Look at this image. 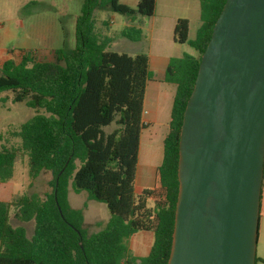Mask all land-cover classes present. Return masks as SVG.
I'll return each instance as SVG.
<instances>
[{
  "label": "trees",
  "instance_id": "16d2710c",
  "mask_svg": "<svg viewBox=\"0 0 264 264\" xmlns=\"http://www.w3.org/2000/svg\"><path fill=\"white\" fill-rule=\"evenodd\" d=\"M199 27L188 40L189 22L179 18L173 41L187 43L195 55L171 58L163 81L175 86L163 157L153 185L135 195L143 100L151 75L145 54L129 56L108 50L110 37L95 31V10L110 11L133 22L153 17L156 0H137L136 8L119 0H82L75 20V46L52 51V60H38L35 51L9 49L0 61V103H24L34 115L19 127L20 146L0 148V183L11 180L18 156H26L31 180L52 176L51 191L20 194L0 201V264H167L178 192L180 127L192 92L201 55L226 0H196ZM120 35L139 42V28L125 26ZM69 187L86 192L106 206V227L88 234L80 210L70 206ZM152 208L146 207V202ZM12 217L33 222L31 238ZM152 232L145 257L133 256L128 240ZM264 264V258L255 263Z\"/></svg>",
  "mask_w": 264,
  "mask_h": 264
},
{
  "label": "water",
  "instance_id": "95a60500",
  "mask_svg": "<svg viewBox=\"0 0 264 264\" xmlns=\"http://www.w3.org/2000/svg\"><path fill=\"white\" fill-rule=\"evenodd\" d=\"M264 166V0H226L187 100L167 264H255Z\"/></svg>",
  "mask_w": 264,
  "mask_h": 264
},
{
  "label": "rangeland",
  "instance_id": "374dc122",
  "mask_svg": "<svg viewBox=\"0 0 264 264\" xmlns=\"http://www.w3.org/2000/svg\"><path fill=\"white\" fill-rule=\"evenodd\" d=\"M158 10L155 18L137 16L133 22L119 14L110 11L95 10L93 19L95 20V31L100 37H110L112 39L108 50L117 53L135 55L147 53L152 45L157 48V39L145 36L141 37V42H130L120 35L125 26H133L140 30L148 26L151 21L158 25L162 15L169 14V10L161 4L164 1L181 3L179 16L189 21L188 40H193L195 32L199 27V20L196 16L199 10L194 4H188L182 0H157ZM120 3L136 8V0H119ZM192 3H198L196 0ZM82 0H0V21L5 17H10L12 23L9 24L13 37L12 46L26 50L37 51L38 60H52V52L56 49H63L70 52L75 46V20L80 15ZM154 19V20H152ZM104 23H108V26ZM162 47L166 52L171 51L170 44L163 40ZM174 57H181L183 54L195 55L194 50L185 44L173 46ZM34 115L32 109L27 108L24 103H12L10 98L4 104L0 103V148L20 146V139L16 136L19 127ZM145 141V138H144ZM141 172V168H139ZM138 178V177H137ZM52 176L49 172L41 173L36 179L31 180L27 173L26 156H18L13 164V175L10 184L13 186L12 192L15 196L20 194H37L41 198L51 191L49 182ZM149 184V183H148ZM147 184H141L139 179L135 183V195H140ZM150 188V187H148ZM68 201L72 208L80 210L83 215V227L88 234L97 233L103 230L110 218L106 206L102 203L90 200L86 192L75 193L69 187ZM147 208H152L150 201L146 202ZM13 210H10L9 223L12 227L22 226L26 230V235L31 238L34 223H22L12 217ZM152 232L140 231L128 240V247L133 256L145 257L152 245ZM263 243L257 241L256 257L263 254Z\"/></svg>",
  "mask_w": 264,
  "mask_h": 264
},
{
  "label": "crops",
  "instance_id": "0c3cea01",
  "mask_svg": "<svg viewBox=\"0 0 264 264\" xmlns=\"http://www.w3.org/2000/svg\"><path fill=\"white\" fill-rule=\"evenodd\" d=\"M137 1V0H136ZM188 2V4H194L197 11L199 10L198 3H192L195 0H182ZM136 3V2H135ZM166 10H169V14L162 15L161 21L156 25L155 22L151 21L150 27H143L141 33L146 30L151 38L157 39V48L152 45L149 47L148 52L141 53L145 54L148 58V67L151 75L150 80L147 82L143 100V113L142 123L144 128L141 130L139 138V150H138V161L137 171L135 177L139 179L140 183L147 184L148 187H152L154 173L157 167L160 166L163 157L162 143L169 130L170 113L172 108L173 97L175 93V86L163 81V75L165 67L171 58L173 52V46L177 43L173 41V27L175 21L179 18V11L182 8L181 3H174L173 1H164L161 3ZM158 1L155 2V18L158 10ZM198 17V14L196 15ZM154 20V19H152ZM189 22V21H188ZM12 23L10 17H5L0 21V61L6 56V51L9 49H16L19 47L12 46L13 37L9 24ZM108 26V23H104ZM189 31V28H188ZM145 34L143 35V37ZM167 41L171 46V51L166 52L162 47V41ZM112 42V41H111ZM141 42V39L140 41ZM111 44V43H110ZM23 49V48H19ZM26 50V49H24ZM36 53H39L35 51ZM52 52V51H49ZM126 54V53H125ZM140 54V53H138ZM129 55V54H127ZM136 55V54H135ZM134 56V55H129ZM145 138V141H144ZM141 168V172H139ZM138 177V178H137ZM11 180L6 183H0V201L8 202L14 196L12 192L13 186L10 184ZM149 183V184H148ZM143 191V190H142ZM135 192V184H134ZM263 243L264 246V166H263V177L260 189V206H259V227H258V238L257 241ZM264 249V248H263ZM131 250V249H130ZM132 252V251H131ZM137 257V256H136ZM258 259L264 258V250L262 256H257ZM255 264H263L257 261Z\"/></svg>",
  "mask_w": 264,
  "mask_h": 264
}]
</instances>
